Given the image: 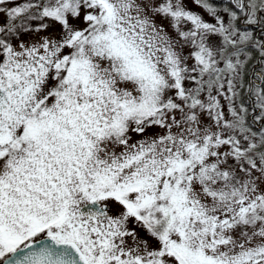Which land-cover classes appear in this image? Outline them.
<instances>
[{"label": "snow or ice", "instance_id": "obj_1", "mask_svg": "<svg viewBox=\"0 0 264 264\" xmlns=\"http://www.w3.org/2000/svg\"><path fill=\"white\" fill-rule=\"evenodd\" d=\"M0 264H264V0H0Z\"/></svg>", "mask_w": 264, "mask_h": 264}]
</instances>
